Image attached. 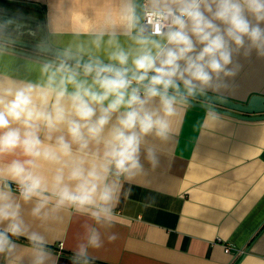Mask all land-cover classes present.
Segmentation results:
<instances>
[{
  "label": "clouds",
  "instance_id": "obj_1",
  "mask_svg": "<svg viewBox=\"0 0 264 264\" xmlns=\"http://www.w3.org/2000/svg\"><path fill=\"white\" fill-rule=\"evenodd\" d=\"M73 36L35 49L50 57L38 79L0 73V256L9 261L24 236L30 264H49L47 241L25 216L45 223L71 211L92 222L72 256L87 264L125 183L145 162L158 166L181 111L231 94L241 59L264 60V0H116Z\"/></svg>",
  "mask_w": 264,
  "mask_h": 264
},
{
  "label": "crops",
  "instance_id": "obj_2",
  "mask_svg": "<svg viewBox=\"0 0 264 264\" xmlns=\"http://www.w3.org/2000/svg\"><path fill=\"white\" fill-rule=\"evenodd\" d=\"M13 1L44 11V31L37 28L35 41L58 48L73 41L74 32H87L116 2ZM240 62L234 90L224 97L245 103L264 95V60ZM39 68L40 60L0 55V73L36 80ZM217 113L214 119L193 104L181 111L172 139L160 146L158 166L145 162V173L125 183L116 222L100 228L101 247L87 249V264H264V119ZM25 219L44 235L49 264H72L84 225L92 223L71 211L45 223ZM15 242L11 260L0 256V264H30L28 241L21 236Z\"/></svg>",
  "mask_w": 264,
  "mask_h": 264
},
{
  "label": "water",
  "instance_id": "obj_3",
  "mask_svg": "<svg viewBox=\"0 0 264 264\" xmlns=\"http://www.w3.org/2000/svg\"><path fill=\"white\" fill-rule=\"evenodd\" d=\"M9 18L13 20V24L9 26V28L15 31L12 36H8L4 33L0 34V43L9 45L11 41L10 52L15 54L36 60L49 59L50 57H40L35 50L37 47H43L44 45L52 47L47 42L44 43L34 40L41 21L40 17L0 5V19L6 20ZM16 24L21 26L19 30L15 28ZM23 28H25V30H23ZM22 35H25V37ZM209 95H211V93ZM192 104L207 109L212 107L217 112L240 119H264V95L260 94L251 95L245 103L236 102L232 99L223 97L222 99L194 100Z\"/></svg>",
  "mask_w": 264,
  "mask_h": 264
},
{
  "label": "trees",
  "instance_id": "obj_4",
  "mask_svg": "<svg viewBox=\"0 0 264 264\" xmlns=\"http://www.w3.org/2000/svg\"><path fill=\"white\" fill-rule=\"evenodd\" d=\"M0 5L40 17L41 21L38 29L40 31H44L45 21H44V11L42 9L38 7H32L22 2L13 1V0H0ZM36 38L37 36L34 37V40H36Z\"/></svg>",
  "mask_w": 264,
  "mask_h": 264
}]
</instances>
